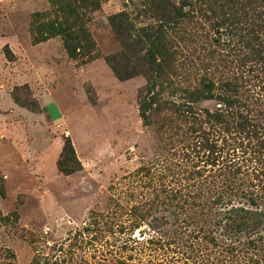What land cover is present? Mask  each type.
Segmentation results:
<instances>
[{
	"label": "rangeland",
	"instance_id": "rangeland-1",
	"mask_svg": "<svg viewBox=\"0 0 264 264\" xmlns=\"http://www.w3.org/2000/svg\"><path fill=\"white\" fill-rule=\"evenodd\" d=\"M19 1L0 0V42L22 60L8 62L0 46V264H264L262 1L160 0L155 8L152 0H95L98 9L87 5L82 19L101 58L84 65L60 37L34 48L32 16L47 22L54 13L48 0ZM118 13L179 51L164 97L199 119L222 112L228 124H204L224 139V152L218 171L203 172L196 206L180 185L190 165L203 163L175 153L192 141L186 125L144 76L120 81L104 58L123 48L111 24ZM201 80L213 82V99L194 100ZM16 87L40 108L39 96L51 93L52 118L32 121L37 115L19 104L21 115H8L6 94ZM67 136L83 165L70 176L57 168Z\"/></svg>",
	"mask_w": 264,
	"mask_h": 264
},
{
	"label": "trees",
	"instance_id": "trees-1",
	"mask_svg": "<svg viewBox=\"0 0 264 264\" xmlns=\"http://www.w3.org/2000/svg\"><path fill=\"white\" fill-rule=\"evenodd\" d=\"M152 1L155 8H162V2L157 3L160 0ZM261 1L264 8V0ZM234 2L238 7L245 6L244 4L251 7L254 1L235 0ZM48 3L54 13L53 20H48L47 22L39 20L41 16L39 12H36L32 16L30 23L32 43L37 45L52 38L60 37L69 58L81 61L83 65L101 58L96 41L82 19V11L86 10L87 5L93 10L98 9L96 1L48 0ZM111 24L116 37L123 46L120 52L104 57L112 69L114 76L120 81H126L139 75L144 76L148 85L156 92L164 107L186 125L187 131L192 137L191 142L182 146L175 153H182L187 156L186 158L191 159L192 162L198 160V162L203 163V170L196 169L195 166L190 165L192 170L185 171L186 175L183 178L185 185H180L183 186V189L194 191L188 192L186 196L190 199L189 202H192L196 206V199H200L201 193H195V188L198 189L202 185L200 179L203 178V172L207 171L208 166L213 167L212 171H218L222 166L224 152L223 145L219 144L224 139L216 136V130H214L213 126L205 128L204 124L209 125L212 122V124H220L226 128L228 124L225 121V117L222 112L212 114L207 112L206 116L208 120L199 119L197 112L193 111L188 104H176L164 97L166 92L164 84L171 83V80L165 79L164 81L163 78L167 73L174 74L179 51L166 47L162 32H157L153 35L147 29L135 30L131 19L125 13L113 15ZM145 41L150 42L148 43L150 49L147 58L139 56L143 51L140 48ZM4 53L8 61L12 62L16 60L14 53L8 45H5ZM227 86L233 87L230 83ZM213 89L214 85L212 81L201 80L192 92L196 96L194 100L213 99ZM17 90L18 88L16 87L12 91V97L16 104L33 112L41 111L37 101L27 102L26 100H21L16 94ZM201 123L203 124L201 125ZM57 168L65 176L73 175L83 169V165L69 136L64 139V145L57 160ZM145 170V167H142L139 171L143 172ZM178 191L181 190L177 189L175 195H173L174 197H176ZM0 195L4 197L2 187H0Z\"/></svg>",
	"mask_w": 264,
	"mask_h": 264
},
{
	"label": "crops",
	"instance_id": "crops-1",
	"mask_svg": "<svg viewBox=\"0 0 264 264\" xmlns=\"http://www.w3.org/2000/svg\"><path fill=\"white\" fill-rule=\"evenodd\" d=\"M6 2H8V4H10V5H12V0H5ZM20 2V5H22V3L24 2V3H28V2H30V3H35V2H33V1H28V0H20L19 1ZM35 5L37 6H39V7H41V5L42 4H38V2L37 3H35ZM36 6H34V8L31 10V11H34V9H35V7ZM17 7L18 6H16L15 5V7H13V6H11V8L10 9H17ZM29 13H30V11H29ZM28 13V14H29ZM8 41L7 40H5L3 43L2 42H0V46L1 45H8L9 47H10V49H11V51L13 52H15V50L16 49H14L13 48V46L10 44V43H7ZM55 42H57V38H52V39H50V40H48V41H46V42H43V43H40V44H37V45H35L34 46V48H36V49H39V50H41V48H47V47H51ZM17 51V50H16ZM16 53V52H15ZM22 55H23V53H21ZM15 55V54H14ZM26 55V54H25ZM27 56V55H26ZM28 57L29 56H27V59H28ZM26 58V57H25ZM19 59H20V57L18 58V59H16L15 61H12L11 63H14V64H20V62L22 61H20L19 62ZM8 62H10V61H8ZM98 62H100V60H97V61H95V62H93V63H98ZM26 63V62H25ZM18 64V65H19ZM32 66V65H31ZM107 69H108V72L109 73H111V71H110V69H109V67H106ZM25 68H23V70H24ZM17 70H16V74H17ZM107 72V74H109ZM13 73H15V71L14 72H12L11 73V75L13 74ZM42 74V73H41ZM106 73H105V75L106 76H108ZM37 76H39V75H35L30 81H25L24 83H29V84H34V82H36L37 81ZM112 82V81H111ZM117 82V81H116ZM20 84H23V83H20ZM12 86H13V84H12ZM50 94L51 93H46L44 96H39L40 98V103H41V110H42V112H40V113H33V112H30V113H32V114H36L37 115V117H35V116H31V120L32 121H35V120H38V121H43V120H45V118H46V116L48 115V116H50L51 117V114L49 113V111H48V109H47V101H49L50 100V98H49V96H50ZM7 99H6V101H5V105L7 106V108H10V109H12L11 110V114H8V115H11L12 116V112H14L15 113V111H18V113H17V115H21L20 114V109L18 108V104H16L14 101H13V99H12V97H11V94H10V92H8L7 94ZM10 95V96H9ZM10 98L12 99V101L14 102V104L13 103H10L9 105H7L6 104V102L8 101V100H10ZM20 107V106H19ZM22 108V107H21ZM17 109V110H16ZM24 109V108H23ZM26 110V109H25ZM22 112H25V111H22ZM29 113V111L28 112H26V114H28ZM59 113V112H58ZM62 112L60 111V118H62L63 117V113L61 114ZM47 114V115H46ZM26 116V115H25ZM30 116V115H29ZM29 116H26V117H28L29 118ZM52 118V117H51ZM53 120V119H52ZM54 122V121H53ZM37 147V146H36ZM75 147V146H74ZM77 152V151H76Z\"/></svg>",
	"mask_w": 264,
	"mask_h": 264
}]
</instances>
